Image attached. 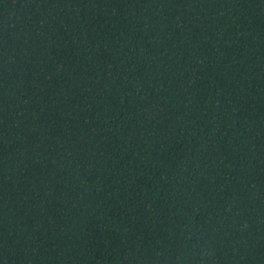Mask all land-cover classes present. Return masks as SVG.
<instances>
[{"label":"trees","instance_id":"1","mask_svg":"<svg viewBox=\"0 0 264 264\" xmlns=\"http://www.w3.org/2000/svg\"><path fill=\"white\" fill-rule=\"evenodd\" d=\"M0 264H264V0H0Z\"/></svg>","mask_w":264,"mask_h":264}]
</instances>
